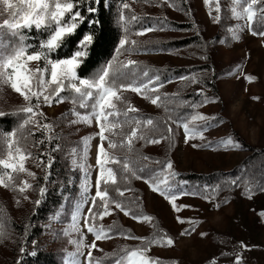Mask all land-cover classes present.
<instances>
[{
  "label": "rangeland",
  "instance_id": "rangeland-1",
  "mask_svg": "<svg viewBox=\"0 0 264 264\" xmlns=\"http://www.w3.org/2000/svg\"><path fill=\"white\" fill-rule=\"evenodd\" d=\"M190 6L198 30L210 42L209 64L199 73L190 70L193 73L190 81L188 78L171 81L159 88L158 92L149 93L152 97L161 96L162 100L158 102L161 106L153 105L150 100L132 91L126 94V100H130L129 104L135 108L154 113L161 111L170 101L168 95L179 89L185 91L181 87H188L187 92L197 90L203 93L194 115H203L207 120L191 122L190 118L187 121L190 127L203 129V139H191L185 143L183 127L178 125L171 158L172 171L176 173L170 181L173 191L177 194H198L179 195L176 204L181 210L177 212L168 200L153 192L148 183L140 181L137 186L144 191L143 204H135L131 200L137 196L135 190H122L124 196L119 201L136 216L140 215L131 209L144 206L143 214L152 218L159 216L163 225L171 231L173 246L152 245L146 253L152 260H158L159 264H237V261L239 264H264V183L258 186L246 178L237 187L218 188L211 184H191L181 179L184 174L243 171V162L252 155L248 149L264 151V36L253 34V31L264 32V12L260 11L264 8V0H257L253 5L255 15L251 21L246 17H233L231 0H209V3L190 0ZM217 6L219 12L216 11ZM244 7H247V3L241 4L237 11H243ZM168 12L181 23L191 20L183 12ZM216 16L220 17L219 22L215 20ZM237 35L239 38H234ZM197 59L194 52L184 50L140 56L142 61L175 68L192 66ZM30 67H36V62H32ZM212 69L216 70L215 76ZM193 77L197 82L193 81ZM212 83L215 86L210 89ZM24 105L23 98L10 86L0 87V112L18 113L17 110ZM40 111L44 113L40 119L52 124L54 131L60 134V140L71 154L73 169L82 180L81 183L70 181L72 196L66 197L56 214L44 224L45 231L40 236L42 249L56 253L58 264H88L90 248L87 246L95 243L96 249L91 250L94 259L114 264L118 256L123 255V249L143 247L142 241L153 230V219L150 222L137 221L131 215L125 216L112 204L109 205L110 214L103 217V222L115 230V235L96 241L84 227V216L88 214L92 197L95 196L98 174L97 150L101 142L95 119L90 126L72 123L77 119L72 114L75 106L64 100L62 103L54 101L50 107L42 105ZM38 129L41 131V128ZM27 134L25 128L23 135L27 137ZM229 138L238 146L225 147L222 141ZM22 142L27 144L30 153L37 147L30 138ZM193 144L198 147H193ZM106 145L108 148V143ZM73 150L75 154H72ZM40 153L24 161L26 170L35 174L34 178L29 177L27 172L11 173L16 179L7 187L0 186V231L4 234L0 239V264H18L24 252L30 249L25 244L26 238L20 233L24 228L15 230L13 220L27 228L37 199L33 186L44 166V152ZM21 181H28L32 187L20 192L18 187ZM86 184L89 189L87 193L84 192ZM121 186L126 187L127 181H122ZM77 206L80 211L74 220ZM177 217L186 222L179 223ZM77 225L79 231L76 230ZM192 228L195 230L190 236L180 235L185 229ZM81 233L85 237V246L78 250L71 241L79 240ZM202 233L205 235L202 236Z\"/></svg>",
  "mask_w": 264,
  "mask_h": 264
},
{
  "label": "snow or ice",
  "instance_id": "snow-or-ice-1",
  "mask_svg": "<svg viewBox=\"0 0 264 264\" xmlns=\"http://www.w3.org/2000/svg\"><path fill=\"white\" fill-rule=\"evenodd\" d=\"M101 0H88V12L94 13L96 8L94 4L100 3ZM164 3H169V0H163ZM209 3V0H205ZM233 7L231 11L233 17L237 19L247 18L251 21L255 15L253 5L257 3V0H231ZM247 3V7L243 8V11H237V8ZM84 4V0H0V15H5V18L0 24V30L7 29L11 35L19 38V42L15 45H9L7 49L0 47V87L10 86L13 91L18 93L25 105L17 110L18 113H23L25 119L20 124L19 128L10 134L0 135V186H9L10 182H13L16 177L11 173H25L29 177L35 176L34 173L27 171L24 166V161L32 158L31 153L27 150V144L22 142L26 141V137L23 135V130L29 125L36 128L43 129L49 135L47 139L49 142L52 139L51 133L53 132V125L47 122H41L40 118L44 117V113L40 111L41 106H52L53 102L62 103L64 98L61 93L64 91H70L73 93V104L79 101V107L82 109H90V112L82 114L77 111H73V115L77 117L72 123H85L89 126L95 119L99 132L100 144L97 150L98 166V178L96 180V192L92 197L91 206L89 207L88 214L84 216V227L87 229V233L94 236L96 241L108 239V231L103 227H98L95 224L97 217L103 218L110 214L109 205L112 204L116 209H119L125 216H132L137 221H151L153 218L147 215L136 216L127 210L121 201L113 200L109 196L107 185L111 183L115 185L116 175L111 167H107L108 164H120L122 172L126 175L123 179L128 180L130 178L143 179L145 183H148L153 192L159 193L172 205L173 209L179 212L181 209L176 204V200L179 195H197L198 193H179L173 191V186L170 181L175 177L176 173L172 171L173 164L168 161L164 164V167L157 172L151 173L148 179L137 174L138 171H143L144 168L136 169L132 167L136 162L132 161L128 155H126L121 161L118 157L110 153L104 147V142L107 141L108 149L115 150L117 148L126 149L127 153L134 151V144L138 140H144L146 143H160L162 139H169L170 137H162L161 139H150L148 133L157 130L156 124L151 118L142 119L139 117L129 116V113H136L139 110L132 107L122 95L123 91H132L141 95L144 99L150 100L153 105L161 106L162 98L160 95L152 97L149 95L151 92H158L159 88L163 87L162 83H157L158 76L149 78V71L144 70L136 75L138 69H129V66L136 65L135 61H119L115 64L109 63L106 67L101 69L95 77L79 78L77 75V69L82 65L84 59L88 56L89 46L92 45L94 36L93 34H85L78 41V48L67 58H53V54L59 50L69 37L74 35L85 20L79 10V6ZM128 4L123 3V8L128 9ZM216 11L219 12L220 8L217 6ZM264 12V8L260 9ZM121 21H125L123 14L120 17ZM131 20H136L137 17L132 16ZM215 20L219 22L220 17L216 16ZM127 22L125 21V24ZM33 27L37 32H44L47 35L42 36L39 42L35 45L27 43V37L22 32L23 29L31 31ZM149 28L136 33L137 35H143L145 32L153 31ZM127 31V27L125 28ZM254 35L264 36V32H255ZM234 38L238 39V35ZM129 41L125 38L120 41V49L117 50L118 54L121 49H125V45ZM135 45V41L131 42ZM35 49L31 51V49ZM126 50V49H125ZM32 62H36V67H30ZM42 62V63H41ZM126 71H130L135 79L130 83L121 82V77L124 76ZM119 74V75H118ZM144 78H147L146 80ZM185 79V77H181ZM251 80V77H248ZM144 80L143 83H140ZM193 81L195 78L193 77ZM203 95L202 92L198 93ZM33 100L35 101L33 103ZM91 102V103H90ZM125 105L124 108L118 105ZM167 111V109H166ZM4 113L0 112V116ZM123 117V119H121ZM197 120L206 121L207 117L203 115H193L191 122ZM179 125V121H177ZM185 133V143L191 139L200 138L203 139V129H197L190 127L188 122L181 125ZM131 129L130 132H124V128ZM119 129V131H116ZM167 131L169 134L172 132L169 126ZM107 133V135H106ZM34 135V133H29ZM118 136L121 139L115 140L111 137ZM88 139H91L88 138ZM44 143V140L39 141ZM87 143V140L85 141ZM225 147H237L238 145L231 139L222 141ZM193 147H198L193 144ZM211 146V145H209ZM75 154L74 150L73 153ZM6 157V158H5ZM143 160H150L149 157H141ZM51 157H49L50 167ZM156 163H159L157 161ZM11 170V172L7 171ZM32 185L28 181H21V186L18 187L20 192H24L26 189L31 188ZM88 186L85 185L84 192H88ZM118 194L123 197L124 191L119 188L116 189ZM131 190V189H127ZM46 188H40V195L44 196ZM97 201H99V207H102V211L94 212L93 209L98 207ZM39 204L40 201L35 202ZM80 209L77 206L76 213L73 215V219H77V213ZM179 223H185L186 221L177 217ZM187 223L194 224V221H187ZM76 230L79 231L78 225ZM195 229H185L181 232V236H190ZM3 232L0 231V239L3 238ZM202 236L205 234H201ZM126 238L135 239V237L127 236ZM84 235L81 233V238L71 243L76 244L78 250L85 246ZM143 247H136L131 250L123 249V255H119L115 260V264H159V261L152 260L146 253L150 250L152 245H167L173 246L174 240L170 237H156L148 241H142ZM90 251L87 254L88 264L92 262L91 250L96 249L95 243L87 246ZM23 252V249H21ZM35 254V253H33ZM96 264H100L99 261ZM239 264V261H237Z\"/></svg>",
  "mask_w": 264,
  "mask_h": 264
},
{
  "label": "trees",
  "instance_id": "trees-1",
  "mask_svg": "<svg viewBox=\"0 0 264 264\" xmlns=\"http://www.w3.org/2000/svg\"><path fill=\"white\" fill-rule=\"evenodd\" d=\"M123 3L128 4V9L123 8ZM88 0H84V4L79 6V10L85 17V20L80 24L76 33L68 38L64 45L53 54V58H67L74 53L78 48V41L85 34H93L94 40L92 45L89 46L88 56L84 59L82 65L77 69V75L79 78L91 79L100 73L101 69L106 67L109 63L115 64L117 60L127 61L132 60L136 62V65L129 66V69L137 68L136 75L144 70L149 71V78L158 76L157 83L163 85L181 79V77L188 78V81L192 80L190 76L193 74L191 71L199 73L202 71L210 61V42L206 41L198 30V26L195 23L193 16V10L190 6V0H169V3H164L163 0H101L100 3L94 4L96 8L94 13L88 12ZM176 13H185L191 19L190 22L181 23L175 20L169 15V11ZM123 14L125 21H121L120 17ZM132 16L137 17L136 20H131ZM5 15H1L0 24H2ZM127 27V31L125 28ZM152 28L153 31L145 32L143 35H137L136 33ZM22 32L27 37V43L37 44L42 36L47 34L44 32H37L33 27L31 31L23 29ZM196 32V33H194ZM127 39L128 44L125 45V49H121L118 54L117 50L120 49V41ZM135 41V45L131 42ZM19 42V38L11 35L7 29L0 30V47L7 49L9 45H15ZM199 48V49H198ZM35 49H31L34 51ZM194 52L198 57L195 64L189 67H168L167 65L160 66L155 65L147 61L140 60L142 55H157L165 53H173L176 51ZM199 50V51H198ZM42 63V62H41ZM191 70V71H190ZM213 70L215 76L216 70ZM119 75V74H118ZM190 78V79H189ZM135 79V76L130 71H126L124 76L121 77V82L130 83ZM145 80L147 78H144ZM187 81V80H186ZM141 80L140 83H143ZM209 82V81H206ZM214 84L209 87L214 88ZM181 91H176L169 96L170 101L165 104L161 111H155L154 113L147 112L141 108H136L139 111L136 113H129V116H135L142 119L151 118L156 124L157 130L149 132L150 139H161L162 137H170L169 139H162L160 143H146L144 140H138L134 144V151L127 153L126 149L117 148L115 150L107 148V141H105L104 147L110 153L118 157L123 161L124 157L128 155L132 161L136 163L132 165L136 169L144 168L143 171H138L137 174L148 179L153 172L160 171L164 164L171 161L172 151L174 148L176 131L179 125L190 120V118L196 112L200 101V94L197 90H189L188 87H181ZM128 91H123L122 95L127 99ZM64 101L75 106V111H80L82 114L90 112V109H82L79 107V101L73 104V93L70 91H64L61 93ZM130 100L127 102L129 103ZM91 103V102H90ZM124 108L125 105H118ZM133 107V106H132ZM135 108V107H134ZM167 109V111H166ZM4 115L0 116V133L10 134L17 130L20 124L25 119L23 113H15L13 111L3 112ZM123 119V117H121ZM41 122H45L41 120ZM171 127L172 132L169 134L168 127ZM28 134L26 138L31 139V143L34 142L36 148L32 149V156L37 157L42 155L45 160L42 173L36 178V183L33 186V192L37 195L39 204L34 202V209L27 222V228L25 225H20L13 220V227L18 231V228H24L20 233L26 238L25 244L30 246L29 250L24 252V255L20 258L18 264H58V255L56 253L48 252L41 247L40 236L44 233V224L48 222L52 216H54L59 209V206L63 204L66 197H71L72 192L70 190V181H78L81 183V179L76 170L73 169V162L71 161V154L64 142L60 140V134L55 132L51 133L52 139L49 142L47 136L49 135L43 129L39 131L38 128L29 125L27 127ZM116 131H119L117 129ZM128 127L124 128V132H130ZM34 133L30 135L29 133ZM107 135V133H106ZM112 139H121L118 136L111 137ZM44 140V143L39 141ZM30 143V144H31ZM252 155L243 162L244 170H236L231 173H213L210 175H193L184 174L181 175V179L188 183H196L200 186L204 184H211L214 187L219 186L221 188H227L228 186L237 187L246 178L253 181L258 186L264 183V151H255L254 149H248ZM49 157H51L50 167ZM141 157H149L150 160H143ZM159 161V163H156ZM107 167H111L116 175L117 183L107 185L109 196L113 200H121V196L117 192V188L120 190L137 191V196L132 197L136 203L143 204L144 191L137 186V182L144 181L143 179L130 178L128 180L123 179L126 175L122 172L120 164H108ZM99 171V169H98ZM98 178V174H97ZM122 181H127V186L122 187ZM129 182V184H128ZM46 188L44 196L40 195V188ZM74 190V188H73ZM134 191V192H135ZM99 201H97L98 207L94 208V212L102 211V207H99ZM133 212H138V215H146L144 206L139 209H131ZM16 222V223H15ZM15 223V224H14ZM95 224L98 227H103L108 231L109 235H115V230L111 227L104 225L103 218L97 217ZM171 237L172 233L166 226L163 225L159 216H153V230L145 237V240H151L153 237ZM35 253V254H33ZM99 261L100 264H106L104 260L94 259L92 255V262L96 264ZM115 264V261H114Z\"/></svg>",
  "mask_w": 264,
  "mask_h": 264
}]
</instances>
